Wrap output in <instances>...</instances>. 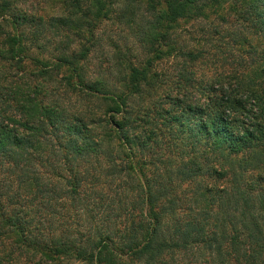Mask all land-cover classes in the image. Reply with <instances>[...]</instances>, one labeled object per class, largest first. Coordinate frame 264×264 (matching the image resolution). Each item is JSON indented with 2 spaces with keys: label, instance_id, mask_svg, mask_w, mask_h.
Wrapping results in <instances>:
<instances>
[{
  "label": "trees",
  "instance_id": "obj_1",
  "mask_svg": "<svg viewBox=\"0 0 264 264\" xmlns=\"http://www.w3.org/2000/svg\"><path fill=\"white\" fill-rule=\"evenodd\" d=\"M25 3L0 0V264H264V0ZM109 22L142 57L110 41L89 76ZM221 43L234 70L199 75ZM62 75L102 113L49 97Z\"/></svg>",
  "mask_w": 264,
  "mask_h": 264
},
{
  "label": "rangeland",
  "instance_id": "obj_2",
  "mask_svg": "<svg viewBox=\"0 0 264 264\" xmlns=\"http://www.w3.org/2000/svg\"><path fill=\"white\" fill-rule=\"evenodd\" d=\"M25 6L28 10L37 12L38 14L44 15V18L48 20L53 15H58L62 13L63 5L61 3L62 0H25ZM142 15L145 17L146 14L142 13ZM192 27V25H191ZM190 25L187 26V28H191ZM101 33V41L100 44L97 45L95 49L91 52L89 55L88 60L85 62V71L89 76H96L99 74H104L105 71L109 68V66L112 65V59H113V48L110 46V41L117 42L121 49L124 52H127L129 59L135 61L137 59L136 56L142 57L143 52L141 51V48H139V42L137 41L138 38L134 36L132 31L130 29H127L122 26H117L113 22L104 23L102 25ZM192 29V28H191ZM217 37V36H216ZM219 36V40H220ZM60 39H64V41H67V38H65L62 35L55 36L50 35L51 42H57L60 41ZM50 44V42L48 43ZM213 44H220L219 41L217 43ZM222 46V43H221ZM231 46V45H230ZM224 49L222 51L216 50L212 44H208L205 46L206 50H208V54L206 57L201 59L198 62V65L194 67V69L197 70L198 74L200 75H206V76H213V75H220L219 79H222V76L228 75L229 72L234 70L236 60L239 58L238 54H233L236 49H233V47H229V45L222 46ZM50 48L52 49V52H55L54 44L50 45ZM130 51V52H128ZM40 50L38 49H32L31 55L33 56H40ZM231 54V55H229ZM233 54V55H232ZM229 55V56H228ZM50 56V55H48ZM53 58H50L49 60H52ZM29 66L32 67V62H28ZM159 69L165 70L168 73L173 74L175 73V68L170 62H163L159 67ZM28 69V68H27ZM30 70V69H29ZM14 76H16V73H13ZM62 76L59 77L58 80L53 83L52 85L48 86L50 89L49 97H53L57 99L63 106L67 107L69 111L74 110H89L91 112H96L98 114H101L104 110L105 105H103L101 102H99L96 98H83L80 95H76L74 93L66 92L61 88V85L59 84L62 80ZM61 79V80H60ZM228 79L225 78L224 82H226ZM88 111V112H89ZM203 180L205 182H214L217 183V181H213L212 176H204ZM221 185L225 186V181H220ZM122 212V211H121ZM182 254V256L178 257V259L183 258V264L186 260V255L184 252L179 253ZM170 256L163 257L162 260H164L165 264H175L174 261H172Z\"/></svg>",
  "mask_w": 264,
  "mask_h": 264
}]
</instances>
